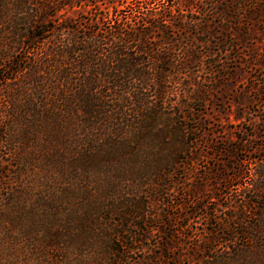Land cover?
Segmentation results:
<instances>
[{
    "label": "trees",
    "instance_id": "trees-1",
    "mask_svg": "<svg viewBox=\"0 0 264 264\" xmlns=\"http://www.w3.org/2000/svg\"><path fill=\"white\" fill-rule=\"evenodd\" d=\"M152 1L112 17L94 7L78 26L44 20L25 0L29 30L17 33L21 50L4 53V264H144L134 254L150 252L144 240L162 225L149 224L158 220L151 203H173L197 140L193 108L168 97L196 60L174 14L193 0ZM32 28L37 45L25 37ZM245 172L241 191L253 196L232 203H247L246 243L233 239L227 215L220 223L211 213L209 232L188 235L193 243L166 235L158 248L186 244L189 264H264V156ZM165 256L179 254L151 259Z\"/></svg>",
    "mask_w": 264,
    "mask_h": 264
},
{
    "label": "rangeland",
    "instance_id": "rangeland-1",
    "mask_svg": "<svg viewBox=\"0 0 264 264\" xmlns=\"http://www.w3.org/2000/svg\"><path fill=\"white\" fill-rule=\"evenodd\" d=\"M137 1L35 0V3L46 16L44 20L53 15L59 21L76 22L79 26L94 7L112 17L115 8L129 13ZM24 3L25 0H0V264H4V103L7 99L4 75L8 76L4 53L16 54L20 48L17 33L28 26L22 24L27 11ZM168 4L170 0H155L149 5L158 9ZM174 10L189 30L181 35V43L191 45L196 60L192 63L193 70L190 64V74L174 80L176 91L169 90L168 97L177 96L193 108L191 125L197 127L193 134L197 140L193 152L184 155L188 162L182 178L167 199L169 202L173 199V203H151V212H158V220L149 219V224L162 221V225L152 226L144 240V247H149L150 252L134 254L143 258L144 264H189L186 244L175 243L174 250L163 251V237L170 235L174 241L183 239L193 243L188 235L196 239L197 235L207 233L211 213L220 223L227 215L225 222L235 234L233 239L240 244L244 238L246 243L250 219L241 208L247 203L232 202L236 195L253 196L241 191V184L247 180L248 165L264 156V0H193L191 5ZM40 23L39 18L34 22ZM34 31L32 28L25 37L37 45L39 39L32 38ZM151 39L153 42L157 36ZM164 39L169 44L168 38ZM195 188L202 194L195 196ZM246 209L250 211L248 216L257 211L252 204ZM262 213L264 216L261 208ZM185 224L189 227L182 226ZM154 251L164 255L178 253L179 257L165 256L154 263L151 259Z\"/></svg>",
    "mask_w": 264,
    "mask_h": 264
}]
</instances>
